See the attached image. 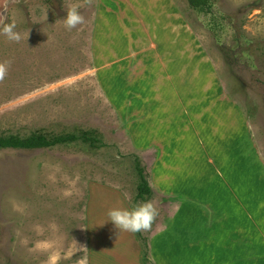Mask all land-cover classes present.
Masks as SVG:
<instances>
[{"label": "rangeland", "instance_id": "374dc122", "mask_svg": "<svg viewBox=\"0 0 264 264\" xmlns=\"http://www.w3.org/2000/svg\"><path fill=\"white\" fill-rule=\"evenodd\" d=\"M122 1L92 0L69 31L64 16L83 0H0L22 36L0 33V63L10 61L0 135L96 137L0 149V264H223L235 247L200 241L204 204L226 201L217 180L244 197L238 245L263 223L264 0H211L206 12L173 0L169 34L150 18L165 2L141 8L147 20ZM147 200L159 215L140 232L144 247L135 233L117 235L107 212ZM213 220L221 239L229 219Z\"/></svg>", "mask_w": 264, "mask_h": 264}, {"label": "crops", "instance_id": "0c3cea01", "mask_svg": "<svg viewBox=\"0 0 264 264\" xmlns=\"http://www.w3.org/2000/svg\"><path fill=\"white\" fill-rule=\"evenodd\" d=\"M157 2H165L166 6H167V12H163L160 14L158 12H155V17H150V18H156V20L160 24H163L160 27H165V25L167 27H170V23L174 22L172 20L174 18V15L172 14L170 16V14H169V11H171V7L173 6V0H134V3H135V5H134L135 7L133 6V8L135 9L134 14L136 16H138L137 15L138 12H143V14H140V15L146 17V14L144 13L143 10H141V8H143L144 6H149V3L150 4L152 3V6H153ZM122 3L127 6L128 3L131 4V0H123ZM144 3H147V5H144ZM162 15H167V16H162ZM148 18L149 17H146L147 20H150ZM167 27H165L166 28L165 31H160V32L165 33V34H169V29ZM209 166H211V165H209ZM208 173H211V172L207 171L206 174H208ZM224 183H225V181H223V180H220V182H218V180L216 181V188L222 189V190L226 189L224 192L223 191H218V192L216 191L217 193L222 194L226 197V201L221 206L222 209H217L216 207L212 208L210 204H204L203 209L206 211V213L204 212L202 222L204 225L203 227L205 229V234L203 235V237H202V235L200 236V238L202 237L200 241H202V242L203 241H209L211 244H213V242H214V243L219 244V245L227 244L226 246H228V247L230 246L231 248L235 247V249H236L235 252L236 251L237 252L234 253V251H232L233 254L230 257L226 258V260H227V261L225 260L226 262L224 261L225 264H231V262H232V264H236L237 262H242L243 264H264V219H263V223L260 226H257L254 229H250V230L246 229L245 234L247 232H251V234L244 236L245 241L242 242V244L238 245L237 244L238 238L243 236V235H239V237H238L239 229H238V219L237 218H238V211H239V197L242 199L244 197H243V195L240 196L237 193H235L234 188H232L229 191V188L227 186H225ZM229 184L231 185V187L234 184L232 179L229 180ZM208 193H209V191H204V193L202 195L203 198L208 199V200L213 199L210 195H207ZM254 196H255L254 192L249 193L248 199L253 198ZM263 203H264V200H263ZM243 206H246V208L249 207V202L245 203ZM227 208H229V210ZM246 208L244 207L241 209H246ZM224 209L226 211H224ZM260 212H261V210H259V213ZM223 214H224V216H223ZM243 214L244 213H241V217L243 216ZM262 214L264 215V211H262ZM214 217L216 218V221H218V217L219 218L225 217L226 222H228V219H229V223H228L229 228L228 227L225 229L220 228L223 232H225V234L219 233V235L222 236L221 239L216 238V235L218 234L216 232V229H214L213 232L210 231V229H213V226H214L213 225V221H214L213 218ZM252 224L255 225L254 222H252ZM233 237H235V238H233ZM239 252H240V254H239ZM235 255H236L237 260L235 258ZM240 258H242V259H240Z\"/></svg>", "mask_w": 264, "mask_h": 264}, {"label": "clouds", "instance_id": "9594fccd", "mask_svg": "<svg viewBox=\"0 0 264 264\" xmlns=\"http://www.w3.org/2000/svg\"><path fill=\"white\" fill-rule=\"evenodd\" d=\"M91 5L92 0H83V3L70 5L63 20L65 29L71 31L77 28L78 25H83L85 23V17L81 14L80 9ZM5 12H0V33L9 42L19 43L22 36L15 30L16 22L5 23ZM9 66L10 61L0 63V82L5 79ZM64 194L66 196L71 195L70 192H65ZM158 215L157 207L152 200L144 201L131 209L113 208L107 212L108 221L114 225V228L117 230V235L120 232L139 233L150 231ZM36 247L46 249L49 245L38 243ZM50 264H56L55 256L50 257Z\"/></svg>", "mask_w": 264, "mask_h": 264}, {"label": "trees", "instance_id": "16d2710c", "mask_svg": "<svg viewBox=\"0 0 264 264\" xmlns=\"http://www.w3.org/2000/svg\"><path fill=\"white\" fill-rule=\"evenodd\" d=\"M188 5L198 12H206L211 7V0H186ZM91 130H83L79 134L73 132L57 133L46 135L40 131H33L27 135L8 134L0 135V149L11 148V149H37V148H48L59 144L71 143L76 140H80L93 146L96 143V137L91 133ZM138 183L136 185L137 198H143L145 195L150 194V188L147 185V181L143 175L142 169L137 163L135 164ZM145 247V240L139 233H135ZM142 258L147 260L145 251L143 252Z\"/></svg>", "mask_w": 264, "mask_h": 264}]
</instances>
